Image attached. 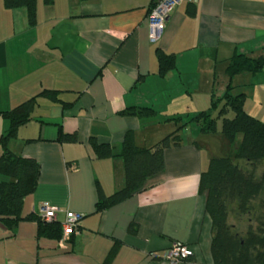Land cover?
Instances as JSON below:
<instances>
[{"label":"crops","instance_id":"obj_1","mask_svg":"<svg viewBox=\"0 0 264 264\" xmlns=\"http://www.w3.org/2000/svg\"><path fill=\"white\" fill-rule=\"evenodd\" d=\"M157 1L36 0L31 25L24 8L0 0V112L38 96L9 142L40 166L22 215H37L42 203L58 207L59 223L68 211L83 215L63 244L39 236L36 221L9 234L0 225V264H211L198 185L213 155L191 118L224 93L235 52L264 55V0L182 1L151 42L146 18ZM161 53L173 62L166 70ZM230 84L244 110L264 121V66ZM180 124L179 144L163 151V169L143 190L97 211V191L120 189L124 174L123 160L97 157L92 141L118 151L131 133L137 146L151 147ZM8 128L0 115V135ZM60 133L75 139L60 141ZM175 241L190 258H164Z\"/></svg>","mask_w":264,"mask_h":264},{"label":"trees","instance_id":"obj_2","mask_svg":"<svg viewBox=\"0 0 264 264\" xmlns=\"http://www.w3.org/2000/svg\"><path fill=\"white\" fill-rule=\"evenodd\" d=\"M52 2L43 0L45 5ZM3 5L7 9L24 8L28 23H35L36 0H3ZM159 55L161 69L166 70L173 62L168 55ZM262 66L264 55L235 52L225 67L228 83L224 93L212 96L210 107L191 118L201 132L218 135L227 152L222 157L211 156L208 168L199 178L198 193L204 198V213L210 223L211 264H264V121L244 110V95L233 93L230 84L233 76L243 72L256 74ZM37 97L0 112L9 122V128L0 135V225L9 234L21 221H36L39 236L59 241L61 226L57 220L46 222L38 213L22 215L23 200L35 190L40 166L35 159L19 156L9 148L16 128L29 120ZM140 110L153 113L151 109ZM182 127L180 124L151 147L137 146L131 133H126L118 151L110 144L92 141L97 157L118 156L123 160L124 174L120 189L110 195L97 191L96 210H104L143 190L146 180L163 169V151L179 144ZM74 139V134L59 135L60 141ZM229 214L242 222L246 218V229L237 230V225L228 221Z\"/></svg>","mask_w":264,"mask_h":264},{"label":"built area","instance_id":"obj_3","mask_svg":"<svg viewBox=\"0 0 264 264\" xmlns=\"http://www.w3.org/2000/svg\"><path fill=\"white\" fill-rule=\"evenodd\" d=\"M182 1L192 2L193 0H158L154 6L151 7L146 21L149 30V39L155 42L161 36L164 28V23L169 13ZM58 207L49 203H42L39 207L38 214L46 222L56 220V213ZM82 214L75 212H66L64 220L60 223L61 226V244L68 241L71 235L75 234L78 228V223L82 218ZM191 249L184 243L175 241L171 244L169 249L164 254V258L170 263L186 260L192 255Z\"/></svg>","mask_w":264,"mask_h":264},{"label":"rangeland","instance_id":"obj_4","mask_svg":"<svg viewBox=\"0 0 264 264\" xmlns=\"http://www.w3.org/2000/svg\"><path fill=\"white\" fill-rule=\"evenodd\" d=\"M217 126L220 127V120L218 121ZM205 136L207 139V143L209 145V149L202 147L203 152L206 153L207 151H209L215 157H222V156L227 155V152L223 148L221 139L218 135L209 133V134H205ZM237 140H240V135L237 136ZM207 168H208V165H207L206 169ZM243 219H244V221L242 222L241 218L235 219V218H233V216L231 214H229L228 221L236 224L237 226L235 228L237 230L243 231L244 229H246V223H245L246 218H243Z\"/></svg>","mask_w":264,"mask_h":264}]
</instances>
